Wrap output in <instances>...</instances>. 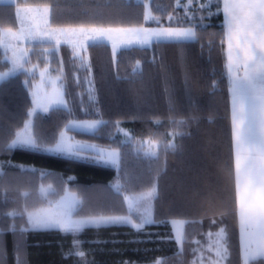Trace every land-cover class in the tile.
<instances>
[{"label": "trees", "instance_id": "trees-1", "mask_svg": "<svg viewBox=\"0 0 264 264\" xmlns=\"http://www.w3.org/2000/svg\"><path fill=\"white\" fill-rule=\"evenodd\" d=\"M179 1L152 0L153 20L148 19L144 2L53 4L51 22L56 27L138 32L191 28L197 31V39L156 42L154 38L147 46L118 51L108 43L95 42L89 46L86 68L71 48L62 46L63 81L72 109L58 107L36 114L37 143L56 144L71 120L101 118L104 123L96 132L75 135L120 148L119 169L34 149L9 148L30 118L33 100L24 72L0 83V264H196L200 246L208 244L209 236L221 228L229 249L226 264H243L224 16L213 15L195 25L180 14ZM171 15L177 19L169 20ZM17 27L15 5L0 4V32ZM8 67L0 51V70ZM89 78L97 100L83 111L80 101L87 100ZM120 125L135 138L160 141L157 156H147L136 145L122 142ZM119 180L126 193L158 184L152 223L139 229L132 225L87 227L77 234L30 229L24 213L42 205L37 196L40 182L53 183L56 196L69 186L83 200L79 213L96 215L126 213L123 195L113 190ZM201 196L204 201L197 200ZM173 220L185 221L181 244ZM249 264H264V259Z\"/></svg>", "mask_w": 264, "mask_h": 264}, {"label": "snow or ice", "instance_id": "snow-or-ice-1", "mask_svg": "<svg viewBox=\"0 0 264 264\" xmlns=\"http://www.w3.org/2000/svg\"><path fill=\"white\" fill-rule=\"evenodd\" d=\"M224 25L228 43V73L231 84V103L236 151V180L238 190L239 215L242 233L258 237L264 241V0H224ZM46 22V21H45ZM97 33L96 29L91 30ZM67 43L84 47V40H95L105 35H89L83 29H69L65 32ZM180 42L195 40L196 34L191 29H142L135 34L138 44L147 45L150 38ZM109 40L111 36L107 37ZM55 43L60 44L56 39ZM128 44L132 40L127 41ZM243 72L240 76L239 73ZM54 95L37 96L35 103L47 112L53 104L63 105L62 94L55 89ZM97 127L96 121H79L72 129L88 133ZM70 129V130H72ZM32 149L65 155L75 160H86L108 165L117 164L115 152L104 154L94 145L77 142L66 143L62 139L52 147L42 148L34 141H25ZM9 148H15L14 141ZM95 151V158L83 157L81 153ZM105 155L108 159H105ZM154 192V190H153ZM153 193H149L152 195ZM75 201L65 197L55 208L41 209L28 214L29 222L34 229L57 228L65 232H77L89 225L130 223L121 217H84L73 219ZM151 221L145 217L144 223ZM137 229L141 225H134ZM223 232V229H221ZM264 259V245H258L254 255L245 256L249 260Z\"/></svg>", "mask_w": 264, "mask_h": 264}, {"label": "rangeland", "instance_id": "rangeland-1", "mask_svg": "<svg viewBox=\"0 0 264 264\" xmlns=\"http://www.w3.org/2000/svg\"><path fill=\"white\" fill-rule=\"evenodd\" d=\"M66 1H84L89 2L92 0H0V4H12L15 5V10L18 19V27L15 29H3L0 32V51L3 53V60L6 61L9 65L8 68L4 70H0V83L4 80H7L11 77H14L22 72L27 74V79L25 80V85L28 87L31 97L33 100V106L29 112L30 118L26 122L23 129H21L16 137L10 142L11 145L14 141L16 142V147L32 149L28 144H25V141H34L37 145L36 137L33 131V119L38 113H48L53 108L64 107L72 109L71 102L68 100L66 96V82L64 83V73H63V59L61 49L62 46H67L71 51H73V55L77 58V61L86 68L90 65V56H89V46L95 42H105L111 45L115 51L127 46L132 45H141L138 44L135 40V34L138 31H127V30H114V29H100L94 27H56L52 25L51 16L53 13V4L55 2H66ZM97 1V0H96ZM101 1V0H98ZM113 1V0H111ZM121 1V0H119ZM126 1H134V2H144L146 4L148 10V19H154L151 10L152 0H126ZM233 2V0H230ZM223 3L224 0H182L179 1L178 6L182 8L180 14H183L184 17H188L190 22H193L195 25L200 23H205L206 20L213 17V15H218L223 13ZM223 15V14H222ZM171 18V19H170ZM177 19V16H170L169 20ZM196 19V21H194ZM198 20V21H197ZM46 21V22H45ZM85 29L89 35H97L98 33H105V35L101 36L95 40H83L84 47H80L79 44L73 46L72 44L67 43V37L65 32L69 29ZM92 29H96L97 33H92ZM197 39V31L192 29ZM225 31L226 27H225ZM111 36L112 39L109 40L107 37ZM59 39L60 44L57 45L55 40ZM154 37L150 38L152 41ZM132 40L131 44H128L127 41ZM165 41V40H164ZM184 41H192V40H184ZM148 43V44H149ZM147 44V45H148ZM226 44H227V74L228 73V43H227V35H226ZM41 45L42 47H38ZM46 45H52L51 47H44ZM142 45V46H147ZM240 76L243 75L241 71L239 73ZM53 83L55 85V89H57L62 94V99L64 100L63 105L53 104L49 106V110L47 112L43 111L41 107H38L35 103L37 96L34 93H38L40 95L48 94L54 95L53 93ZM87 89L86 95L87 100L80 101V105L83 107V111H88L90 107H92L97 100L95 90L93 89V85L91 83L90 78L86 79ZM83 95V93L81 94ZM74 107V106H73ZM79 121H96L97 127L94 130L89 131L88 133H94L98 129L101 128L104 120L101 118L96 119H74L71 120L64 130L61 132L58 142L62 139L66 143L75 144L77 142L94 145L96 149L102 150V153L109 154L115 152L117 156L115 159L117 160V164H102L97 163L99 165H105L114 167L119 169L121 165V151L118 147H110V146H102L97 143L80 139L75 133L80 132L79 130L72 129V125L75 122ZM72 129V130H70ZM82 133V132H81ZM119 133L122 136V142L131 143L140 148V151L145 153L147 156L155 157L158 154V148L161 145L160 141L155 140L153 137L148 138H135V136L131 133L130 130L125 129L123 126H119ZM57 142V143H58ZM55 145V144H54ZM54 145L49 146H41L42 148L52 147ZM15 147V148H16ZM46 152V151H44ZM51 153V152H46ZM142 153V154H143ZM55 154V153H51ZM58 155V154H55ZM61 156H65L62 155ZM83 157H91L95 158V151L83 152L81 153ZM68 157V156H65ZM105 159H108V156L105 155ZM96 163V162H94ZM26 168H34L32 166H24ZM224 178V177H223ZM124 184L119 180L113 184V190L121 193L123 195L125 204L127 206L126 213L123 214H96V215H83L80 214V208L82 205V198L79 196L77 192L72 190L69 186H66L62 194L56 196L57 189L55 188L53 183L40 182L39 188L37 190V196H39L43 203L41 206L27 211L24 213L29 222L28 214L30 212H37L41 209H49L55 208L60 202L64 200L65 197H69L75 201L73 204V219H80L84 217H121L127 218L130 223H115V224H100V225H89L87 227H101V226H110V225H143L149 224L144 223L145 217H147L152 223L155 220V201L159 196V188L158 184L153 185L152 187H147L140 192H129L126 193L123 190ZM154 190V192H153ZM225 192V191H224ZM223 192V195L225 193ZM149 193H153L149 195ZM210 197H213L212 194ZM198 201H204V198L201 196L197 199ZM14 214V213H13ZM184 222L177 220L173 221V228L175 231V237L177 241L181 244L184 241ZM30 229L32 228L29 222ZM85 227V228H87ZM83 228V229H85ZM46 229H57V228H42V229H34V230H46ZM82 229V230H83ZM62 230V229H60ZM71 232V233H79L81 232ZM64 231V230H63ZM226 249L223 244L221 255L219 259L215 260L217 264H225ZM211 261V260H210ZM196 264H201L198 261Z\"/></svg>", "mask_w": 264, "mask_h": 264}, {"label": "crops", "instance_id": "crops-1", "mask_svg": "<svg viewBox=\"0 0 264 264\" xmlns=\"http://www.w3.org/2000/svg\"><path fill=\"white\" fill-rule=\"evenodd\" d=\"M233 137H234V151H235L234 160H235V165H236L237 145H236V140H235V135H234V128H233ZM235 176H236V167H235ZM236 186H237V180H236ZM237 198H238V190H237ZM173 221H177V220H173ZM180 221H183V220H180ZM183 222L185 225V221ZM239 226H240V237H241L242 260H243V264H245V256L254 255L256 252L257 246L264 245V241L259 240V238L255 236L250 237L246 232L242 233L240 215H239ZM221 229H223V232H221ZM221 229L215 232V234H212L209 236L210 238L208 240V244L207 242H204V244L200 246L201 251L198 254L196 262L199 259V262L201 264H217L215 263V260L219 259L221 255V250L224 244L225 249H226V255H224V257H226L225 264L227 263V259L229 256V249H228V243L226 242V231L224 228H221ZM250 261L252 260H249V262Z\"/></svg>", "mask_w": 264, "mask_h": 264}]
</instances>
